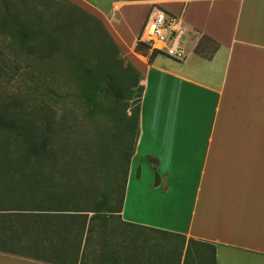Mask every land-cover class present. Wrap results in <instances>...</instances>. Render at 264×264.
Listing matches in <instances>:
<instances>
[{"label":"crops","instance_id":"0c3cea01","mask_svg":"<svg viewBox=\"0 0 264 264\" xmlns=\"http://www.w3.org/2000/svg\"><path fill=\"white\" fill-rule=\"evenodd\" d=\"M68 1L105 25L143 88L108 261L94 241L87 264H147L131 239L150 230L185 239L181 264L190 240L214 247L216 264H264V0ZM153 9L182 15L186 59L137 51ZM144 177L152 204H130ZM0 264L53 263L0 252Z\"/></svg>","mask_w":264,"mask_h":264},{"label":"trees","instance_id":"16d2710c","mask_svg":"<svg viewBox=\"0 0 264 264\" xmlns=\"http://www.w3.org/2000/svg\"><path fill=\"white\" fill-rule=\"evenodd\" d=\"M34 1L0 0V65L3 68H22L23 65L17 58L27 62V67L23 68H30L34 56L40 64H44L43 57H37L34 53L54 49L56 53L57 49L70 45L71 41L64 36L67 32L74 31L76 24L69 25L65 22V16L60 9L63 6L69 7L76 15L85 17V22L91 24L93 32L104 34L112 46L115 59L117 55H121L119 46L105 25L87 11L68 0H55L53 11L49 10L52 7L46 6L47 0L41 6L34 5ZM204 49L206 56L211 57L217 46H206ZM59 51L61 52L56 53V59L52 58L56 63L64 60L61 55L63 50ZM137 51L150 60L158 55L156 50L149 55L150 47L142 42L138 43ZM11 56L15 58L12 59ZM73 61L72 57L70 63ZM86 62L87 60L83 61L82 68H86ZM51 66L52 62L43 68ZM128 66L140 76L135 68L130 64ZM137 86L143 92L139 82ZM91 87H96V84ZM92 90L98 91V88ZM125 99L127 98L117 94V105ZM139 112L140 107L138 115L131 117L125 126L129 132L136 135V142ZM47 128H50V124L41 122L40 119L34 122L11 117L0 111V183H8L7 188L14 185L12 191L8 192L14 195L13 198L0 196V252L53 264H87L93 256V243L97 241L101 246L98 256L107 262V247L111 241L108 227L113 224L114 220L111 219L120 220L119 213L123 206L128 171L123 184L117 181V187L105 188L97 197L88 198L87 202H83L78 191L73 192L74 190L62 184L50 186L52 180L60 178L57 175L47 176L48 170L44 167L47 166L51 155ZM6 149L8 151H4ZM10 151H13V154ZM124 153L121 155L128 160L130 166L134 153ZM27 178L34 179L31 180L29 192L19 187L22 180ZM71 193L75 197L71 196ZM89 212L94 213L91 218L87 214ZM24 229L25 232L17 237L16 233L19 234V230ZM138 232L141 231H133L131 239L137 257L142 252L147 264L182 263L185 245L183 237L157 230L142 234ZM195 243L198 242L189 241L183 264H216L215 248L211 250L202 245L194 248Z\"/></svg>","mask_w":264,"mask_h":264},{"label":"rangeland","instance_id":"374dc122","mask_svg":"<svg viewBox=\"0 0 264 264\" xmlns=\"http://www.w3.org/2000/svg\"><path fill=\"white\" fill-rule=\"evenodd\" d=\"M54 2H46V6L52 7L50 11L55 8ZM44 4L45 0L34 1L36 6ZM60 9L66 23L76 24L75 30L64 36L71 41L70 45L56 51L63 50L64 60L60 63L52 60L58 56L54 49L34 53L43 57L44 64L34 56L30 68H23L27 67V62L22 58H17L22 68L0 65V111L11 117L34 122L40 119L50 124L46 133L50 138L51 155L44 167L48 170L47 176L57 175L60 179L52 180L49 185L62 184L73 192L78 191L83 202H87L103 189L117 187V181L124 183L129 162L121 154L134 153L136 146V135L125 126L131 117L138 115L142 97L137 86L140 76L128 66L122 54L116 59L113 57L114 51L104 34L93 32L85 17L76 15L67 6ZM184 39L187 43L188 37ZM207 43L212 45L204 42ZM148 53L150 55L151 50ZM72 57L74 61L70 63ZM85 60L86 68H82ZM50 62V68H43ZM94 84L96 87H91ZM94 88L98 91L92 90ZM117 94L127 99L117 105ZM145 179L143 193L131 188L130 204H142L141 196L145 197L142 205L152 204L144 190ZM31 180L34 181L23 179L19 187L29 192ZM7 184L0 183V196L10 199L14 195L8 192L14 185L7 188ZM71 196L75 197L73 193ZM24 232L25 229L19 230L17 237Z\"/></svg>","mask_w":264,"mask_h":264},{"label":"built area","instance_id":"2783aa9c","mask_svg":"<svg viewBox=\"0 0 264 264\" xmlns=\"http://www.w3.org/2000/svg\"><path fill=\"white\" fill-rule=\"evenodd\" d=\"M188 32L182 15H173L161 9H153L144 24L139 42L147 44L151 50L175 60L187 57L186 41Z\"/></svg>","mask_w":264,"mask_h":264}]
</instances>
